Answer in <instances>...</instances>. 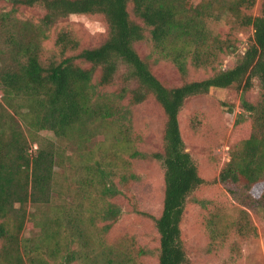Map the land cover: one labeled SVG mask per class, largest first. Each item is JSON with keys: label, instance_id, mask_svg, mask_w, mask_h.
Listing matches in <instances>:
<instances>
[{"label": "trees", "instance_id": "trees-1", "mask_svg": "<svg viewBox=\"0 0 264 264\" xmlns=\"http://www.w3.org/2000/svg\"><path fill=\"white\" fill-rule=\"evenodd\" d=\"M9 2L0 12V264H145L144 246L109 235L119 217L112 177L126 180L125 149L136 154L139 140L124 102L149 98L165 119L162 148L151 154L163 169L162 210L150 216L156 263L193 264L181 233L190 201L204 212L208 251L239 255L256 234L250 213L264 221V0L255 15L257 0ZM20 9L41 10L44 27L71 15L97 16L106 32L84 46L60 30L46 52L40 26L11 29ZM249 28L245 51L222 68ZM159 63L174 67L182 82L165 84L153 71ZM189 69L212 74L187 80ZM230 87L242 93L229 160L218 171L230 199L207 200L197 196L206 183L186 151L179 116L187 99ZM98 135L104 140L95 142ZM81 150L86 163L78 166Z\"/></svg>", "mask_w": 264, "mask_h": 264}, {"label": "rangeland", "instance_id": "rangeland-1", "mask_svg": "<svg viewBox=\"0 0 264 264\" xmlns=\"http://www.w3.org/2000/svg\"><path fill=\"white\" fill-rule=\"evenodd\" d=\"M9 1L0 0V12H8L11 9ZM262 1L257 0L253 10L254 15L258 14ZM42 14L41 10L20 9L15 16L17 21L12 20L14 23L9 25L12 30H17L21 22L33 23L35 27L40 26L42 32L44 30L46 34V38L41 37L46 52L54 50V40L60 30H69L84 46L96 44L106 32L104 21L97 16L71 15L52 26L44 27L41 25ZM246 33L239 35L238 53L225 57L222 68L231 67L245 51L247 37L253 34V29L249 28ZM2 42L0 37V49L4 50L1 46ZM138 51L142 56L148 52L144 45H140ZM1 55L0 53V57ZM124 71L121 66L116 75L119 84H121L120 75ZM153 71L167 85H179L182 82L181 76L169 64L153 65ZM211 74V72L201 70L196 72L189 69L186 79L198 80ZM255 94L256 90L248 93L247 98L252 99ZM241 96V91L235 87L213 90L207 95L187 99L181 110L179 123L186 151L198 164L199 173L206 183L197 193L200 198L213 201L230 199L218 182V171L221 165L229 160V140L234 122L241 112ZM124 112L139 140L136 142V154L133 149H125L124 157L127 163H130L129 174L127 170L125 172L126 180L120 181L119 177H112L118 191L113 202L118 205L119 217L109 237L126 236L133 239L136 244L145 247L147 252L144 256L145 264H157V234L150 216H159L162 210L163 169L151 154L162 148L165 119L162 110L151 98L137 106L125 101ZM45 134L51 137L49 133ZM40 135L43 136L42 133ZM94 140L101 142L104 136L98 135ZM106 151L108 152V148ZM83 154H87V151L81 150L76 165L81 166L86 163L80 159ZM105 162H108V157L105 158ZM250 214L256 234L244 241L241 244L240 254L230 260L225 253L208 251L209 244L203 229L204 212L190 201L181 224V233L193 264H264V221L252 212ZM23 234L27 235L28 230L25 229Z\"/></svg>", "mask_w": 264, "mask_h": 264}]
</instances>
